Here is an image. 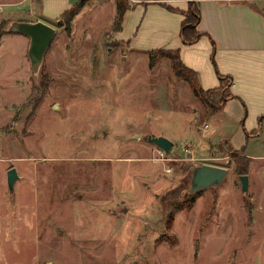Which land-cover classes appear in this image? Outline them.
<instances>
[{
  "label": "rangeland",
  "instance_id": "rangeland-1",
  "mask_svg": "<svg viewBox=\"0 0 264 264\" xmlns=\"http://www.w3.org/2000/svg\"><path fill=\"white\" fill-rule=\"evenodd\" d=\"M39 1L0 0V264H264V134L251 114L243 127L212 112L167 59L149 64L147 42L117 41L115 0H91L68 30L60 0L45 16ZM41 16L55 37L35 72L29 38L9 28ZM204 164L228 172L191 195Z\"/></svg>",
  "mask_w": 264,
  "mask_h": 264
},
{
  "label": "crops",
  "instance_id": "crops-1",
  "mask_svg": "<svg viewBox=\"0 0 264 264\" xmlns=\"http://www.w3.org/2000/svg\"><path fill=\"white\" fill-rule=\"evenodd\" d=\"M55 1L58 4L59 0ZM39 2L43 8L41 15L45 16L46 0ZM74 2L60 0L54 20L59 21L60 14ZM127 2L129 7L122 16L121 28L113 33L117 41L129 47L138 40L145 41V52L178 49L180 61L196 72L204 90L218 87L217 73L231 77L229 93L233 98L225 102L222 115L242 118L241 124L246 125L251 114L256 124L253 130L259 136L264 134V0H199L201 18L197 30L204 34L185 46L179 35L183 16L167 7L184 11L187 0ZM42 16L20 21L47 23ZM212 53L214 63L210 60Z\"/></svg>",
  "mask_w": 264,
  "mask_h": 264
},
{
  "label": "trees",
  "instance_id": "trees-1",
  "mask_svg": "<svg viewBox=\"0 0 264 264\" xmlns=\"http://www.w3.org/2000/svg\"><path fill=\"white\" fill-rule=\"evenodd\" d=\"M91 0H77L74 2V5L63 11L59 16V21L61 22L60 18L65 19V28L68 30L70 29V24L74 18V16L81 10L82 7H84L86 4H88ZM116 2V16H115V31L120 30L121 24H122V16L124 12L128 9L129 5L127 0H115ZM188 5L187 9L184 11L174 10L170 6L167 7V9L173 10L175 12H178L181 16H183V20L180 24V38L182 45H189L192 43H195L198 41L201 36L204 34L201 31L197 30V27L200 23V12H199V0H187ZM1 30H0V36H1ZM1 38V37H0ZM211 45L213 46V51L215 49V46L213 45V42H211ZM149 64L152 66L154 60L156 57H164L171 63L172 69L174 71L175 76H177L179 79H182L185 83H187L191 89L192 94H194L198 100L201 102V104H204L207 108L211 109L212 112L217 113L218 111L222 110V107L224 106L225 102L233 98L232 94L229 93V88L232 84V78L227 75H222L217 73V77L219 78V85L217 88L213 89H201L199 85V81L196 75V72L189 69L188 67H185V65L180 61L179 58V50L177 49H170V50H164V49H154L153 51H149ZM211 62H213V53L210 56ZM214 63V62H213ZM244 127V125L242 124ZM245 131V130H244ZM253 132H246L245 131V138H249L250 134ZM243 152L244 148H240ZM237 171L241 173V175L246 173V167L247 163L244 165L238 164ZM194 195V194H191ZM190 201H192L193 196L189 197ZM167 226L172 223V218L169 216L167 218Z\"/></svg>",
  "mask_w": 264,
  "mask_h": 264
},
{
  "label": "water",
  "instance_id": "water-1",
  "mask_svg": "<svg viewBox=\"0 0 264 264\" xmlns=\"http://www.w3.org/2000/svg\"><path fill=\"white\" fill-rule=\"evenodd\" d=\"M59 23V21H57ZM10 33H19L27 38H29L28 45V59L30 62V67L33 71L38 70V66L43 61L44 55L47 48L52 43L55 37V29L53 26L40 21L36 22H15L9 28ZM146 140L153 143L156 147L158 146L167 154L173 146L168 138L162 135H148ZM192 175L189 183V193H198L207 187H213L219 185L225 178L227 174V169L225 167H217L212 165H201L193 167L191 169ZM17 173L14 168H10L6 172L7 178V188L9 192L13 190L14 183L17 178ZM240 187L242 192H248V175L243 174L239 176Z\"/></svg>",
  "mask_w": 264,
  "mask_h": 264
}]
</instances>
